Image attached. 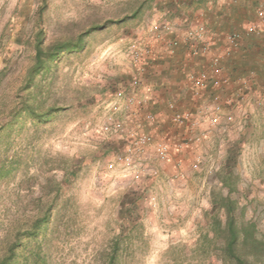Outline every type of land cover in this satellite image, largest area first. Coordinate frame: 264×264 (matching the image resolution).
<instances>
[{
    "label": "rangeland",
    "instance_id": "374dc122",
    "mask_svg": "<svg viewBox=\"0 0 264 264\" xmlns=\"http://www.w3.org/2000/svg\"><path fill=\"white\" fill-rule=\"evenodd\" d=\"M237 2L47 0L40 18V0H0V259L16 241L13 264H107L121 198L139 185L143 193L136 201L137 220L121 241L115 264H229L218 248L201 242V233L209 230L205 213L212 192L226 193L219 182L221 167L237 132L242 133L237 140L241 146L231 167L237 176L231 193L237 201L235 215L255 223L257 237L264 239L263 111L249 99L236 110L233 126L213 128L179 148L185 135L195 136L198 130L170 121L169 89L158 74L165 62L175 63L178 52L169 54L165 43L177 37L178 51L185 50L188 58L173 66L183 72L178 80L190 86L187 73L208 63L204 56L188 53L186 33L204 23L208 40L222 54L225 42L215 38L223 23L235 19L231 9ZM138 6L140 11L129 18ZM107 20L113 22L89 32L81 48L61 52L26 82L36 31L47 48ZM167 21L171 29L158 37V27ZM258 46L253 44L252 51ZM134 51L145 59L135 62ZM233 54L223 56L225 73ZM192 58L202 65L194 67ZM135 76L140 78L134 87ZM258 81L256 95L264 98V75ZM183 89L169 91L174 92L171 99L205 128L204 104ZM130 94L142 102L128 108L125 97ZM155 103L158 111L152 109ZM146 110L156 121L136 127L133 114ZM128 129L167 143L168 158L159 160L152 143L138 153L128 150ZM56 196L47 223L29 235L34 219ZM248 259L264 264V253Z\"/></svg>",
    "mask_w": 264,
    "mask_h": 264
},
{
    "label": "trees",
    "instance_id": "16d2710c",
    "mask_svg": "<svg viewBox=\"0 0 264 264\" xmlns=\"http://www.w3.org/2000/svg\"><path fill=\"white\" fill-rule=\"evenodd\" d=\"M256 6L257 2L255 3V7ZM46 7L47 0H40V5L38 7V16H40V18L42 13L46 10ZM141 8V6H138L128 17H134ZM111 22L113 21L107 20L103 25H92L86 31L78 34L75 39L54 42L47 48H44L42 45V38L40 37L41 31H36L34 39V62L28 68L26 82L31 80L34 75L39 74L44 67L52 62L61 52L73 48H81L83 46V39L89 32L102 29ZM245 41H248V39ZM246 45L247 43L243 44V50H245L246 47L249 49L252 46V42ZM262 53L263 51H260L259 56H261ZM241 136L242 133L234 135L233 143H229V147L226 149L228 155L221 167L222 175L219 179L221 187L226 189V193L222 194L220 190L212 192L210 201L211 207L205 213L208 219L207 226L209 230L205 233H201V242L211 243L216 249L218 248L223 254L224 260L229 264H255V262L248 259V257L251 256L256 258L264 253V239L257 237L255 223L237 219L235 215L237 201L231 197V193L236 190L237 182V176L233 175L231 167L235 162L234 155L237 153L238 147L241 146V143L237 141ZM142 193L143 191L138 185L136 189H129L121 198L118 211V233L113 239L109 251L106 253L107 264L116 263L121 249V241L133 230L135 225L134 222L137 220L136 213L138 208H136V201L140 197L142 198ZM56 198L57 196L53 197L48 203L47 209L34 219L31 227L27 230L29 235L36 234L42 224L47 223L52 209L57 204ZM15 242L16 241L8 247L7 254L0 259V264H13V259L16 255V247L18 245Z\"/></svg>",
    "mask_w": 264,
    "mask_h": 264
},
{
    "label": "built area",
    "instance_id": "2783aa9c",
    "mask_svg": "<svg viewBox=\"0 0 264 264\" xmlns=\"http://www.w3.org/2000/svg\"><path fill=\"white\" fill-rule=\"evenodd\" d=\"M256 14V19L248 22L243 28L220 33V37L215 38V41L224 40L225 42V45L223 44V48L220 50L222 54L218 53L219 48H215L216 44L214 40H208L206 36L207 27L204 23L200 22L195 27H190L186 33L185 38L189 47L188 53L192 57L204 56L203 58L206 64L208 63L205 68H201L198 71L190 70L186 75L187 82L190 84L191 97L196 100H201L205 106L202 111H204L207 117V125L205 128L203 126L200 128L197 123L198 119L192 113L184 110L180 111L177 109V102L170 99L167 102V107L171 113L170 121L175 125L189 126L190 130H198L195 136L185 135L183 141L177 145L179 148L191 142L198 141L201 136L213 128L220 127L227 129L233 126L236 120V110L240 108L243 102L248 103L245 93L242 91L235 96H226L223 101L219 90H224L230 81L229 75L223 70V56L226 58L236 51H239L243 45V41L250 36H258L264 33V0L257 1ZM158 28L157 36L159 37L160 33H166L171 29V25L167 21ZM165 45L168 48L167 52L169 54L173 55L178 52L179 41L177 37L173 39L169 38ZM132 56L135 62H140L144 58L143 53H138L137 51H134ZM139 78V76H135L130 83L131 86H137ZM125 99L127 105H129L128 108L130 106L133 108L142 102L133 94L127 95ZM140 114H133L136 116V127H141V124L144 122L152 124L156 121L155 114L151 111L146 110ZM117 125L119 126V124ZM136 129H128L127 131L128 137L131 138L128 150L138 153L139 150H142L152 143L154 153L159 160L163 161L168 158L170 148L167 143L162 140L155 141L149 132L139 133V130Z\"/></svg>",
    "mask_w": 264,
    "mask_h": 264
},
{
    "label": "crops",
    "instance_id": "0c3cea01",
    "mask_svg": "<svg viewBox=\"0 0 264 264\" xmlns=\"http://www.w3.org/2000/svg\"><path fill=\"white\" fill-rule=\"evenodd\" d=\"M257 1L258 0H236L237 4L234 6L233 9L230 8L231 10L234 11L233 16L235 19L232 20L233 22L230 21L229 23L227 21L226 24L223 23L220 33L231 31V28H235V27H237L238 29H241L248 22L255 20L257 17L255 3ZM225 10L228 11L227 8ZM213 26H217V25L213 24ZM216 30L218 31L219 28ZM251 42H252V45L255 43H259L258 50L256 52L252 51L251 49L252 46L250 47V49L246 47L245 50H243V48L241 47L239 51H236L232 55L230 63L226 69V72H227L226 74H228L230 77V83L225 88L227 89V91L223 92L221 95L222 96H235L237 93L242 91L245 93L248 103L250 102L249 101L250 99L252 101L251 103L254 104V107L256 108V105L260 107L261 109L260 111H263V115H264V110H263L264 98L262 97V95H258V96L256 95L258 94V91H257V84L259 83L258 80L259 78H261L262 75H264V54H263L264 52L261 54V56H259L260 51H264V33L248 39V41L243 42V44L247 43L248 45ZM249 56L250 57L253 56L252 61L251 62L249 61L250 66H248V69L246 71H243L245 70L243 68L245 67L244 65H247L246 60H249L248 59ZM187 58H188L187 53L185 52V50L181 49L178 51L177 55L175 56L174 62L176 64H178L179 62L182 63L183 61H187ZM192 59L195 60L194 58ZM175 63H173V61L165 62V65L162 66L163 69H161V71L158 72V74L162 77L160 81H162V83L165 85L167 89H169V91L173 89V90L181 91L182 93H184L183 88H186V90H190V89H189V86H187L186 82H182L178 80L180 79V77L183 76V72L179 71L180 70L178 69L179 65H177L176 68H174L175 66H173V64L175 65ZM192 65L198 68L199 66L202 65V62H200L199 59L198 60L196 59L195 61L192 62ZM246 80L250 82L248 83V85H245L247 82ZM247 89L253 90V91H247ZM169 91L167 92V95L165 94V101H169V99H171L172 97V94L174 93V92L169 93ZM157 104L155 103L154 106H152V109L154 111H158L159 109L158 107L160 105L159 104L157 105ZM238 133L240 134V132H237L235 133V135ZM215 139L213 141H215Z\"/></svg>",
    "mask_w": 264,
    "mask_h": 264
}]
</instances>
